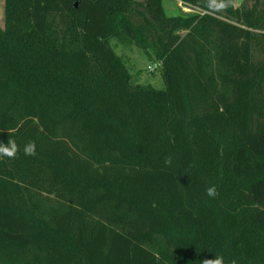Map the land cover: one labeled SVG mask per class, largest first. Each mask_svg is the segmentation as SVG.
I'll return each mask as SVG.
<instances>
[{
    "label": "trees",
    "instance_id": "1",
    "mask_svg": "<svg viewBox=\"0 0 264 264\" xmlns=\"http://www.w3.org/2000/svg\"><path fill=\"white\" fill-rule=\"evenodd\" d=\"M180 1L5 0L0 264H264V0Z\"/></svg>",
    "mask_w": 264,
    "mask_h": 264
},
{
    "label": "rangeland",
    "instance_id": "2",
    "mask_svg": "<svg viewBox=\"0 0 264 264\" xmlns=\"http://www.w3.org/2000/svg\"><path fill=\"white\" fill-rule=\"evenodd\" d=\"M145 1V0H139ZM240 1V0H239ZM164 5L169 13H195L197 9L185 4L180 0H164ZM5 26V0H0V27ZM112 44L117 53L122 55L133 76V81L136 84L150 85L157 89L166 87L165 78L163 76V65L153 53L138 47L137 45H123L117 43L113 39ZM152 66L154 69H150Z\"/></svg>",
    "mask_w": 264,
    "mask_h": 264
},
{
    "label": "clouds",
    "instance_id": "3",
    "mask_svg": "<svg viewBox=\"0 0 264 264\" xmlns=\"http://www.w3.org/2000/svg\"><path fill=\"white\" fill-rule=\"evenodd\" d=\"M232 3V0H208V8L214 11H225ZM19 152V146L14 139H8L7 143L0 142V158L7 157L9 159H15ZM24 154L26 156H35L36 144L34 141H29L24 146ZM164 163L166 166L172 164V157L166 156L164 158ZM206 194L209 197L215 198L218 195L216 187L210 186L206 188ZM202 264H225V259L223 256H215L214 259H204ZM230 264H238L236 259H232Z\"/></svg>",
    "mask_w": 264,
    "mask_h": 264
},
{
    "label": "built area",
    "instance_id": "4",
    "mask_svg": "<svg viewBox=\"0 0 264 264\" xmlns=\"http://www.w3.org/2000/svg\"><path fill=\"white\" fill-rule=\"evenodd\" d=\"M149 67H150L151 70L154 69L152 66H149Z\"/></svg>",
    "mask_w": 264,
    "mask_h": 264
},
{
    "label": "water",
    "instance_id": "5",
    "mask_svg": "<svg viewBox=\"0 0 264 264\" xmlns=\"http://www.w3.org/2000/svg\"><path fill=\"white\" fill-rule=\"evenodd\" d=\"M76 6H78V3H76Z\"/></svg>",
    "mask_w": 264,
    "mask_h": 264
}]
</instances>
